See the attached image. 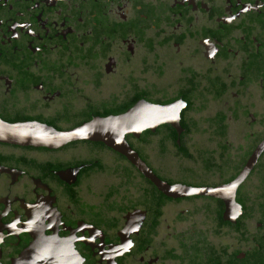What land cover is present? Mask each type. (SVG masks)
Here are the masks:
<instances>
[{"label": "flooded vegetation", "instance_id": "1", "mask_svg": "<svg viewBox=\"0 0 264 264\" xmlns=\"http://www.w3.org/2000/svg\"><path fill=\"white\" fill-rule=\"evenodd\" d=\"M177 102L181 134L158 127L141 159L217 197L168 198L99 143H0V264H264V151L243 174L264 143V0H0L2 121L71 131Z\"/></svg>", "mask_w": 264, "mask_h": 264}, {"label": "water", "instance_id": "2", "mask_svg": "<svg viewBox=\"0 0 264 264\" xmlns=\"http://www.w3.org/2000/svg\"><path fill=\"white\" fill-rule=\"evenodd\" d=\"M185 104L177 102L169 105H152L142 103L124 115L95 119L71 131L56 129L38 123L10 124L0 119V143L22 148L47 149L58 151L78 142L101 143L114 152L124 156L145 178L168 198H184L189 196H218V191H205L186 186H170L157 178L152 170L128 144L126 137L140 136L150 131L154 133L158 127L169 125L181 134V112ZM264 151V143L257 148L243 174L251 170L257 158ZM73 172V171H71ZM75 172H78L76 170Z\"/></svg>", "mask_w": 264, "mask_h": 264}, {"label": "trees", "instance_id": "3", "mask_svg": "<svg viewBox=\"0 0 264 264\" xmlns=\"http://www.w3.org/2000/svg\"><path fill=\"white\" fill-rule=\"evenodd\" d=\"M152 136V132L147 131L144 132V134L139 139H135L132 136H127L126 140L130 147L139 154L140 158H152V153L154 154L155 150V147L153 146ZM99 145L105 147L100 143ZM160 151L162 155L166 152V146L164 143L161 144ZM180 155L185 158H192L185 147L182 148Z\"/></svg>", "mask_w": 264, "mask_h": 264}, {"label": "rangeland", "instance_id": "4", "mask_svg": "<svg viewBox=\"0 0 264 264\" xmlns=\"http://www.w3.org/2000/svg\"><path fill=\"white\" fill-rule=\"evenodd\" d=\"M152 158H154V154L152 153Z\"/></svg>", "mask_w": 264, "mask_h": 264}]
</instances>
